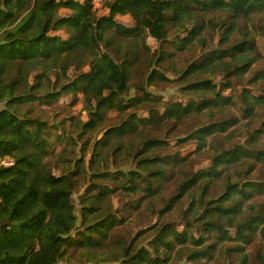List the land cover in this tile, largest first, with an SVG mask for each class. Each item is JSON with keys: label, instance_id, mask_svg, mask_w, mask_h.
Masks as SVG:
<instances>
[{"label": "trees", "instance_id": "1", "mask_svg": "<svg viewBox=\"0 0 264 264\" xmlns=\"http://www.w3.org/2000/svg\"><path fill=\"white\" fill-rule=\"evenodd\" d=\"M191 3L201 4L200 9L204 11L221 8L231 13L232 20L224 23L229 24L225 38L233 30L238 17L264 11V0H110L107 3L109 13L98 16L93 9L92 0H0V104H4L0 108V264H57L64 254L62 243L67 240L74 242L70 233L78 228L71 195L79 183V168L82 165L79 163L77 169H65L58 175L52 172L50 164L43 158L49 152L48 135L44 131L46 123L36 117H20L15 110V104L45 96L54 100L62 93L76 97L78 92H82L89 118L101 116L100 110L103 108L123 111L129 108V104L140 106L151 95L144 87L131 81L130 69L133 64L142 60L143 54L150 53L151 49L143 40L141 45L135 44L123 51L118 60L107 51L102 52L100 43L107 39V45L110 44L111 38L105 36L110 29L119 38H131L146 33L157 41H165L168 39L169 23L173 22L182 29L187 20H195V9L190 6ZM59 9H68L70 13L59 15ZM126 14L135 19L133 27L116 19V16ZM202 29V23L195 21L192 29H185L188 31L187 35L175 36L171 42L178 39L179 44L175 45L183 48ZM58 30H64L68 37L50 33ZM254 46L253 42L245 39L239 44L212 51L202 62L190 65L182 72L181 78L220 68L225 75L222 89H228L231 87V78L244 74L251 66L253 59L249 57L248 51L254 49ZM155 52L154 50V54ZM161 52L155 58L158 63L165 58L162 49ZM226 57H230V60L226 61ZM73 63H89L90 70L81 72L58 92L49 93L48 90L46 94H39L45 81L51 80V70L63 68V76H66L68 66ZM33 69H37L39 73L36 75V82L29 85L27 78ZM160 74L152 70L147 81L153 83L154 78H166ZM57 75L58 79L54 84L60 80V73ZM132 86L143 90V94L124 103L122 99ZM187 89L208 91L212 93V97L205 96L201 101H190L188 104L174 102L166 106L163 113L150 108L148 117L132 115L131 121L126 120L109 128L104 132L103 139L94 144V148L99 149L115 136L118 143L113 153L120 151L129 158H135L136 169L122 173L127 176L129 184L124 185V190H138L140 184L137 178L140 177L145 182L140 190L158 192L161 181L167 175V168L175 169L183 160V157L160 155L154 151L163 141L143 134L148 124L158 125L163 118L175 120L193 111L212 107L223 110L233 102L211 80L192 81ZM241 97L248 115L254 113L257 102L264 104L262 94L249 96L241 93ZM136 119L144 127L139 129ZM231 122L235 123L236 120L232 119ZM228 124L227 119L215 120L196 129L187 139H196L197 148L200 149L207 137L223 131ZM101 126L100 121L94 124L90 119L83 124L81 132L85 133L89 128L99 129ZM131 134L133 136L129 137ZM121 137L127 138L123 148ZM101 152L102 150L97 154ZM3 157H10L12 163H3ZM241 158L263 161L264 149L254 151L240 145L222 149L213 155L211 166L195 172L178 184L176 193L170 196L160 212L171 210L180 198L192 195V201L184 211L188 227L194 221L192 219H204V230L218 231L221 234L220 240H223L231 239L225 225L234 226V239L246 241V233H253L261 226L260 232L264 238V206L245 219H238L244 212L243 200L237 201L235 195L240 193L242 198H247L248 190L253 189L255 184L231 181L227 183L225 192L220 197L204 201L207 187L220 174L219 166L226 164L230 167ZM92 163L93 159L89 162L90 168ZM143 169L147 172L144 173ZM105 174L107 175L106 172ZM98 176H104V173L91 175L92 178ZM200 181H205V184L199 186L202 190L201 200L196 202L191 189ZM92 182L83 195L85 201L92 199V204L82 207L84 227L78 230L79 245L105 243L112 228L121 221L112 212L98 216L92 222L89 220L90 216L93 215L94 218L100 211V203L107 197L106 193L111 192L100 190L95 195L91 194V188L95 186ZM227 201H231L230 204L227 205ZM250 208L251 213L256 209L253 205ZM190 216L193 218H189ZM151 242L154 252L145 247L129 252L127 248L125 256L117 264H164L169 261L177 244L183 245L187 242L199 245V248L190 249L188 255L190 260L197 261L201 257H209L216 246L210 244L202 247V237L195 239L186 229L179 230L173 222L163 224ZM261 259L264 264V258ZM239 264H247L245 255Z\"/></svg>", "mask_w": 264, "mask_h": 264}, {"label": "rangeland", "instance_id": "2", "mask_svg": "<svg viewBox=\"0 0 264 264\" xmlns=\"http://www.w3.org/2000/svg\"><path fill=\"white\" fill-rule=\"evenodd\" d=\"M108 1L110 0H92L93 9L98 16L109 13ZM190 6L195 9V20H187L182 29L173 22L169 23L168 39L165 41H157L146 33L131 38H119L113 29L107 30L105 33V36L111 38V41L107 45V39L103 40L100 43V50L107 51L118 60L123 51L132 48L135 44L141 45L143 40L151 49L150 53L143 54L142 60L133 64L130 69L131 81L144 87V90L151 95L140 106L129 104V108L123 111L103 108L100 110L101 116L89 118L82 92H78L76 97L73 94L62 93L54 100L45 96L15 104V110L20 117H36L46 123L44 131L48 135L49 152L43 158L50 164L52 172L58 175L65 169H77L79 163L82 165L79 168V183L71 195L75 205L78 228L70 233L74 242L67 240L62 243L64 254L57 264H117L125 256L124 252L127 248H129V252L139 247H145L154 252L151 241L158 229L167 222H173L179 230L186 229L195 239L202 237L204 239L202 247L210 244L216 246L209 257H201L197 261H192L188 258L190 249L199 248V245L188 242L183 245L177 244L169 261L164 264H239L244 255L247 264H263L261 258H264V238L260 232L261 226L253 233H246V241L234 239L236 237L234 226L225 225V230L229 232L231 239L223 240H220L221 234L218 231L204 230V219L198 221L190 216L189 218L194 221L188 227L184 211L190 205L192 195L180 198L171 210L160 212V209L168 203L170 196L176 193L178 184L194 175L195 172L211 166L213 155L222 149L235 145L248 147L254 151L264 149V104L257 102L254 113L248 115L244 109L245 102L241 97V93H246L249 96L264 95V11L252 12L247 17H238L233 30L225 38L229 24L224 23H229L232 20L229 11L221 8H209L204 11L200 9L201 4L199 3H191ZM68 13H70L68 9L59 11V15ZM116 17L120 23L126 26L133 27L135 25V19L130 14ZM195 21L202 23V31L185 47L178 48L179 45L175 44H179V40L171 42L172 39L175 36L184 37L187 35V30L194 27ZM50 33L68 37L64 30ZM245 39L255 44L254 49L248 51L249 57L253 61L247 72L231 78L230 88L222 89L221 84L225 80V75L220 68H212L208 72L190 74L186 78H181L182 72L186 71L190 65L202 62L204 57H207L212 51L228 48ZM161 49L165 58L158 63L155 58L162 54ZM89 58L91 57L89 56ZM225 60L229 61L230 57H226ZM89 70V63L70 64L66 76H63V68L58 67L51 70L49 73L51 80L45 81L39 94H46L48 90L49 93L58 92L64 84L76 78L81 72ZM152 70L161 73L160 75L166 78H154V82L149 83L147 77ZM38 73L37 69L30 72L27 78L29 85L36 82ZM57 73H60V80L54 84L58 79ZM199 79L211 80L217 85V89L224 95L230 96L233 102L225 106L223 110H220L219 107H212L193 111L189 115L175 120L163 118L158 125L148 124L143 134H147V137H157L163 141V144L155 148L154 151L160 155L171 154L183 157V160L175 169L167 168V175L161 181L158 192L140 190L145 186V182L140 177L137 178V182L140 184L138 190H124V185L129 184L127 176L122 173L136 169L135 158H129L120 151L117 154L113 153V149L118 143L117 139L115 141V136L99 149L94 148L96 141L102 140L104 132L109 128L116 127L126 120L131 121L132 115L148 117L150 108L163 113L165 107L174 102L188 104L190 101H201L205 96L212 97V93L208 91L187 89L192 81ZM142 94L143 90L132 86L122 100L124 103H128L132 100L131 98ZM3 106V103L0 104V108ZM90 119L94 124L100 121L101 128H89L85 133H82L83 124ZM218 119H227L229 124L223 131L207 137L200 149L197 148L196 139H187L188 135L196 129ZM232 119H235L236 122L232 123ZM135 121L139 122L137 124L139 129L144 127L139 120ZM132 136L133 134L129 137ZM125 138L121 137L122 148L126 143ZM100 150H102L101 154H97ZM91 159H93L92 168L89 167ZM1 160L5 164L12 162L10 157H3ZM142 171L147 172L145 169ZM219 171V176L214 177L207 187L204 201L220 197L225 192L228 182L246 181L255 184V187L248 190L247 198H242L240 193L235 195L237 201L243 200L244 212L238 216V219H245L264 206V160L255 161L254 158H241L232 163L230 167L221 164ZM98 172L104 173V176L91 177L93 173ZM91 182L95 185L91 188V194L95 195L100 190H111V192L106 193L107 197L100 203V211L94 218L93 215L90 216L89 220L92 222L98 216L112 212L121 221L112 228L110 237L106 239L105 243L93 246L79 245L77 242L80 239L78 230L84 227L82 207L92 204V199L85 201L83 195L87 188L91 187L89 186ZM203 184L205 181H200L191 189L196 202L201 200L202 190L199 186ZM140 198L142 201L139 200ZM230 202L227 201L226 204L228 205ZM251 205L256 208L253 213H251Z\"/></svg>", "mask_w": 264, "mask_h": 264}, {"label": "built area", "instance_id": "3", "mask_svg": "<svg viewBox=\"0 0 264 264\" xmlns=\"http://www.w3.org/2000/svg\"><path fill=\"white\" fill-rule=\"evenodd\" d=\"M10 163H12V162H10Z\"/></svg>", "mask_w": 264, "mask_h": 264}]
</instances>
